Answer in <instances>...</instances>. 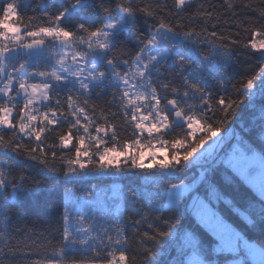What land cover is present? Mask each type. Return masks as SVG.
<instances>
[{
	"label": "snow or ice",
	"instance_id": "6c2138e0",
	"mask_svg": "<svg viewBox=\"0 0 264 264\" xmlns=\"http://www.w3.org/2000/svg\"><path fill=\"white\" fill-rule=\"evenodd\" d=\"M257 97L264 132V0H0V264H264V138L229 122ZM137 171L154 190H65L55 224L25 219L48 174Z\"/></svg>",
	"mask_w": 264,
	"mask_h": 264
},
{
	"label": "trees",
	"instance_id": "16d2710c",
	"mask_svg": "<svg viewBox=\"0 0 264 264\" xmlns=\"http://www.w3.org/2000/svg\"><path fill=\"white\" fill-rule=\"evenodd\" d=\"M129 47H132V45L129 44ZM238 59L241 61V64L235 65L237 70L233 72V80L239 78V72L243 70L244 66V57L239 56ZM209 87H211V85H209ZM97 103L102 104L103 100H98ZM261 103V98L257 97L254 102L255 106H253V104L251 103H248L247 101L244 104L240 105L236 109L234 116L229 118L230 131H235L237 134H239L241 132V129L247 130L249 126H252L256 129V138H264V132L260 131L259 123L261 116ZM156 148L158 149L159 146ZM163 158V156L158 155L157 161ZM19 166L26 168L30 175H37L38 173H41V170L38 167H30L26 162H21ZM141 171H143L145 174H154L148 177L149 180H170L172 183L178 182V180L173 179V176L175 174L171 172H168L164 176H160L157 169L154 168H146ZM195 174H199V169L196 170ZM190 175L192 174L190 173ZM37 178L43 179L44 177L42 174H40ZM112 183L120 185L122 191H124L125 193L131 191L132 189H137L141 192H143L146 188L150 191L154 190V186L149 184L145 179V175L140 174L139 171L126 173L120 179L94 176H87L83 178H66L62 174H48V180L46 181V183L34 187V189L27 194L21 195L20 201L22 202V206L25 209V219L29 222H34L37 227L55 224L59 218V214L62 212L63 204L66 199L65 190H67V195H69L70 199L73 196H78L83 190L89 189L93 185H96L97 189L99 190V188L107 187ZM50 185H54V188H52L51 190L49 189ZM245 187L247 188L248 186L245 185ZM248 191L251 192L257 200L259 199L258 194L253 192L251 188H248ZM228 199H231V197H228ZM236 207L239 208L240 212L242 213L245 211V209L240 207L239 204H237ZM217 209L219 210V206H217ZM221 215L224 216L226 220L231 222L247 239L254 240L257 242V244L260 245L261 235L258 229L252 231L251 233L244 232L223 211H221ZM238 219L241 223H246L243 217H238ZM212 240L215 241V238L212 237ZM175 255L176 252L174 251V249H170L166 251V254L162 256L161 259L167 261Z\"/></svg>",
	"mask_w": 264,
	"mask_h": 264
},
{
	"label": "rangeland",
	"instance_id": "374dc122",
	"mask_svg": "<svg viewBox=\"0 0 264 264\" xmlns=\"http://www.w3.org/2000/svg\"><path fill=\"white\" fill-rule=\"evenodd\" d=\"M221 135H225V133H221ZM157 146H159V145H157ZM145 152H147L148 150L147 149H145L144 150ZM158 155H161V156H163L164 157V154H163V152L162 151H158L157 152V156ZM161 160V159H160ZM144 163H145V165H147V164H149V163H151V161L146 157L145 159H144ZM68 198H69V195H68ZM225 219V218H224ZM226 220V219H225ZM226 222L227 223H229L230 225H232V227L233 228H235L237 231H239L231 222H229L228 220H226ZM241 235H243L242 233H241ZM244 236V235H243ZM245 237V236H244ZM245 239H247L246 237H245ZM249 240V239H248ZM249 243H253V244H257V242L256 241H254V240H249ZM258 246H260L259 244H257ZM231 259V258H230Z\"/></svg>",
	"mask_w": 264,
	"mask_h": 264
}]
</instances>
